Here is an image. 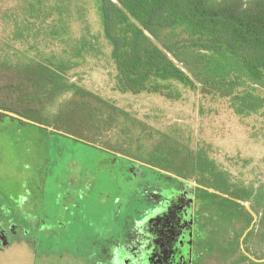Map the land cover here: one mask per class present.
I'll return each mask as SVG.
<instances>
[{
  "label": "rangeland",
  "instance_id": "1",
  "mask_svg": "<svg viewBox=\"0 0 264 264\" xmlns=\"http://www.w3.org/2000/svg\"><path fill=\"white\" fill-rule=\"evenodd\" d=\"M190 39L176 28L155 41ZM42 65H64L68 86L126 114L76 87L54 92ZM116 75L98 0H0V102L50 126L0 121V264H264V108L238 114L202 93L201 76L198 89L174 82L173 99L122 92ZM248 85L264 97V85ZM160 148H205L255 190L241 201L248 216L222 214L196 179L148 165L164 159ZM21 192L16 213L7 198ZM151 238L163 249L135 257Z\"/></svg>",
  "mask_w": 264,
  "mask_h": 264
},
{
  "label": "trees",
  "instance_id": "2",
  "mask_svg": "<svg viewBox=\"0 0 264 264\" xmlns=\"http://www.w3.org/2000/svg\"><path fill=\"white\" fill-rule=\"evenodd\" d=\"M98 1L103 32L112 46L117 67L116 87L120 91L159 93L177 99L180 94L172 87L174 82L198 89L194 77L201 76L202 93L229 98L238 114L264 108V97L248 85H264V0ZM176 28L185 30L191 39L169 41L163 47L156 43L165 30ZM40 69L54 92L76 87L78 97L92 98L108 105L114 113L126 114L91 91L68 86L64 81L67 71L64 65L58 70L47 65ZM186 69L199 72L191 75ZM7 118H20L23 124L28 120L43 130L50 127L42 119L24 113L19 106L0 102V121ZM91 119L94 124L101 122L93 112ZM57 129L53 128L52 134L59 133ZM162 149L156 152L162 153L164 159H155L157 164L147 162L148 165L172 171L184 179H196L202 185L197 187L199 198L222 214L230 211L248 216L241 201H254L255 190L232 182L229 173L209 157L205 148H172L176 154L169 155ZM163 163L167 166L163 167ZM39 182L41 179L36 181L38 185Z\"/></svg>",
  "mask_w": 264,
  "mask_h": 264
},
{
  "label": "flooded vegetation",
  "instance_id": "3",
  "mask_svg": "<svg viewBox=\"0 0 264 264\" xmlns=\"http://www.w3.org/2000/svg\"><path fill=\"white\" fill-rule=\"evenodd\" d=\"M18 120L21 122V119L20 118H18ZM27 122H29L28 120H26ZM31 122V121H30ZM179 177V176H178ZM181 178V177H180ZM182 179H184V178H182ZM14 196V195H13ZM16 197V198H15ZM15 197H11V195H10V198H7L8 199V201L10 202V204L12 205V206H14L15 207V212L16 213H22V210H21V206H20V202H21V198H22V192H21V194H16V196ZM11 199V200H10ZM152 239V241L149 243V244H144V243H142L143 244V246L145 247V249H144V247H142V248H140V250L138 251V254H135L134 256L135 257H137L136 255H138L140 258H142V259H145V257H147V255H145V254H141V253H147V251H148V253H150L151 255H155V254H157V253H159L158 251H160L159 249H161L162 248V245L164 244V242H162L161 240L159 241L157 238H151ZM156 239V240H155ZM148 249V250H147ZM163 249V248H162ZM151 255H149L148 257H150ZM127 256V255H126ZM127 259V258H126ZM155 259V258H154ZM140 261V259H138L137 260V263ZM151 263L152 264H156L155 263V261L152 259L151 260Z\"/></svg>",
  "mask_w": 264,
  "mask_h": 264
},
{
  "label": "water",
  "instance_id": "4",
  "mask_svg": "<svg viewBox=\"0 0 264 264\" xmlns=\"http://www.w3.org/2000/svg\"><path fill=\"white\" fill-rule=\"evenodd\" d=\"M6 113H8V114H10V115H12V116H18L17 114H15V113H13V112H11V111H5Z\"/></svg>",
  "mask_w": 264,
  "mask_h": 264
}]
</instances>
